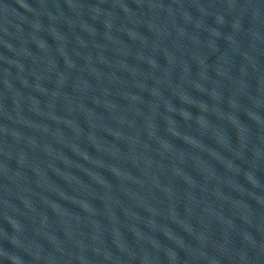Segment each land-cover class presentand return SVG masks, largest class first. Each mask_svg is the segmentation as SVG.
Masks as SVG:
<instances>
[{
	"label": "water",
	"instance_id": "water-1",
	"mask_svg": "<svg viewBox=\"0 0 264 264\" xmlns=\"http://www.w3.org/2000/svg\"><path fill=\"white\" fill-rule=\"evenodd\" d=\"M0 264H264V0H0Z\"/></svg>",
	"mask_w": 264,
	"mask_h": 264
}]
</instances>
